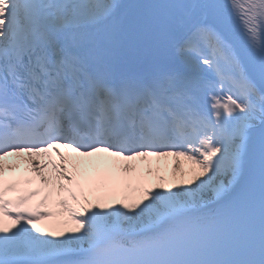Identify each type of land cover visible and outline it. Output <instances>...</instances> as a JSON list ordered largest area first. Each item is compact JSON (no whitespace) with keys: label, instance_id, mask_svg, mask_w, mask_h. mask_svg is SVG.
Instances as JSON below:
<instances>
[{"label":"bare ground","instance_id":"obj_1","mask_svg":"<svg viewBox=\"0 0 264 264\" xmlns=\"http://www.w3.org/2000/svg\"><path fill=\"white\" fill-rule=\"evenodd\" d=\"M101 1L103 7L93 11L87 20H97L102 21L103 24L113 25L123 20L127 16L128 9L135 6L140 0ZM123 1L125 2L124 8L115 15L118 4ZM208 20L205 0H193L176 27L172 28L168 35L162 38L160 43L152 49L153 58L159 61L163 57V53L173 50L177 44L175 40L183 30L200 26ZM70 21L71 23H81L82 19L72 17ZM195 21L197 22L192 24ZM1 30L0 38L6 41L8 39L7 28L2 27ZM208 30L219 37L221 41H226L227 38L216 29L215 25L210 24ZM229 50L237 67L241 71L245 70L247 67L242 59L237 55H233L234 49L232 47H229ZM179 56L181 59H187L183 54H179ZM250 86H253V84L251 83ZM252 100L255 102H247L244 108L245 115L241 121L245 133L238 136L234 149L230 153L232 156L230 163L235 167L233 173L216 170L210 165V157L206 152L203 156L187 149L183 152L156 154L153 156L154 163L150 161L152 155L144 152L137 153L133 159L129 155L123 156L101 148L90 151L88 154L75 150L65 151L59 155L57 169H52L51 165L47 163L44 164L40 155H21L20 160H23L22 162H31L29 168L34 173L32 181L26 184L27 187L34 190L31 197L38 198L41 194L46 195L44 199L39 198V205L37 204L36 217L39 220V226L34 227L27 224L25 227V230L32 232L34 237V242L28 249V253L23 248V239L21 243L18 241L17 234L22 230L8 220L3 221L0 217V257L7 254H10L11 257H28V255L35 257L39 253L66 250L72 248V245L88 243L85 231H79V234L74 238L57 241L54 246L48 245V242L43 240V236L46 238L50 230L47 216L45 217L42 214L45 206H55L64 221L70 219L69 215L63 211L67 206L63 200V185L66 183L73 185L77 198L84 191L81 187L82 183H85L89 190L93 186L98 187L100 185H106L113 191L119 189L122 197L121 202H123V205L125 203V207H127L125 212L122 209L120 211L116 209L104 215L97 207H90V205L86 206L87 209H80V212L84 213L86 218L95 220L101 227L107 228L122 224L130 232L147 230L156 222L162 220L158 212H153V209L163 210L166 212L165 216L170 214L171 217H174L179 211L183 212L184 207H192L196 210L202 204H208L212 199L216 200V198L221 197L219 195L223 194L221 193L222 190H225L227 185L229 186L232 183L233 178L236 176L235 173L238 172L237 167L232 163V159L237 157L239 164L241 163L245 157L246 146H248V130L259 125L264 119V102L260 99ZM10 155L15 154L9 151L6 156L1 157L2 161H5V159L9 161L8 157ZM16 156L18 155L16 154ZM11 165L9 162L0 163V168ZM148 172L150 184L144 186L142 185L141 175ZM217 185H219L220 190L216 189ZM153 189L155 193H160L163 197V206L147 198L148 204L153 207L152 210L148 209L146 211L144 206L141 205L139 208L134 206L135 210L129 209V206L136 203L139 197L142 198L144 191H152ZM26 200L28 201V199ZM120 213L122 214L119 217ZM57 239L55 238L54 241ZM13 244L15 249L11 248Z\"/></svg>","mask_w":264,"mask_h":264},{"label":"rangeland","instance_id":"obj_2","mask_svg":"<svg viewBox=\"0 0 264 264\" xmlns=\"http://www.w3.org/2000/svg\"><path fill=\"white\" fill-rule=\"evenodd\" d=\"M90 3H91V6H93L94 4H96V0H88ZM89 11V10H88ZM237 118L239 119L238 120V125H237V128L235 129V133H234V138L230 139L229 141H226V142H222L221 144H219L218 146H215L211 153H212V159H211V163L213 164L214 163V160L216 159L217 156L221 155V156H224L226 158H229L230 160V152L233 150L234 148V144H235V141L238 137V135L240 134V132L242 131L243 127L242 125L240 124V120H241V117L238 115ZM226 170H224L223 172H225ZM221 172V171H220ZM168 189V187H167ZM94 195L96 197V201L97 203L99 204V209H102L101 211L107 213L105 211V209L108 207V205H106L107 203H110V205H114L116 201L113 200L112 196L109 195V197H105L107 195V192L105 191L104 188L101 189V195H102V199H100V195L96 193V191H94ZM144 197H147L145 195V193H143ZM143 198V197H142ZM142 198H138L139 199H142ZM134 204V205H132ZM131 206H129V209L130 210H135L136 207H138V203H132ZM125 203L124 205L122 206V209L123 211L125 212V210L127 209V207H125ZM135 206V208H134ZM74 225V222H69L68 225H67V229L69 230V233H68V237L70 236V227H73ZM63 227H61V225L59 226L58 223H56V226H53L51 227V232H50V235L53 234V231L54 232H59L60 230H62ZM64 233H65V236H66V229L65 230H62Z\"/></svg>","mask_w":264,"mask_h":264}]
</instances>
